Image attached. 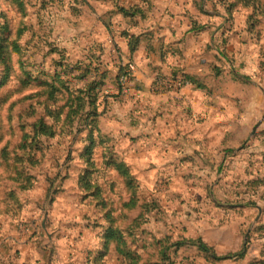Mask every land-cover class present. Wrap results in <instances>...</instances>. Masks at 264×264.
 <instances>
[{
    "label": "rangeland",
    "instance_id": "rangeland-1",
    "mask_svg": "<svg viewBox=\"0 0 264 264\" xmlns=\"http://www.w3.org/2000/svg\"><path fill=\"white\" fill-rule=\"evenodd\" d=\"M235 1L222 5V0H22L23 14L12 0H0V22L8 23L11 43L19 29L25 30L18 42L21 51L10 47L14 71L0 87V264H89L90 252L101 248L102 229L96 224H106L104 212L97 199L86 197L80 180L85 168L80 155L88 132L59 131L53 138L42 137L35 163L16 156L23 153L19 147L24 132L32 130L42 112L35 95L45 88L44 82L54 84L56 73L65 70L62 77L70 88L83 87L93 75L105 76L98 94L99 124L107 134L104 143L114 147L102 143L95 150L98 171L90 181L105 190L102 198L111 204L114 226L126 236L131 230L135 233L128 242L142 254L141 264H264V131L252 133L253 139L238 149L217 151L227 158L205 164L210 173L196 172L195 167L205 165L192 163L187 175L144 174L140 179L139 169L130 164L139 184L137 208L130 205L123 176L105 164L110 151L121 154L124 138L115 134L116 127L124 104L140 100L137 91L154 98L178 92L156 89L161 77L175 76L177 57L189 53L188 59L199 66L209 60V75L222 66L232 67L264 95V27L260 35L247 32L254 8L244 0L236 1L229 21L227 10ZM136 5L146 11L145 17L122 14ZM160 25L166 34H180L174 39L180 41L167 43ZM124 31L145 35L138 53L142 58L148 53L147 61L129 52ZM157 61L166 69L155 65ZM129 64L136 70L123 95L122 75ZM76 65L80 69L71 71ZM3 70L0 62V82ZM74 97L59 91L54 107ZM133 113L134 109L130 123L135 126ZM130 139L135 143V137ZM5 149L9 155L3 154ZM233 155L239 163L248 161L246 179L232 173L237 167L229 163ZM127 217L138 221L129 223ZM243 250V257H230ZM104 261L125 264L113 249Z\"/></svg>",
    "mask_w": 264,
    "mask_h": 264
},
{
    "label": "crops",
    "instance_id": "crops-1",
    "mask_svg": "<svg viewBox=\"0 0 264 264\" xmlns=\"http://www.w3.org/2000/svg\"><path fill=\"white\" fill-rule=\"evenodd\" d=\"M154 5L156 11L157 1H153V9ZM160 28L167 43L180 41L174 40L180 39V34L175 38L171 33L166 34L163 26L160 25ZM151 31L154 32L155 28L152 27ZM137 53L134 54L137 58L147 61L148 53L144 58ZM188 58L191 59L189 53L184 54L183 59L177 57L173 61L177 67L174 71L183 70L198 76L206 84V92L191 85L173 94H156L159 96L156 98L137 91L135 97L140 95V100L136 98L132 106L125 103L121 109L115 133L124 138L119 150L133 168L139 169L137 174L140 179L144 174L148 177L187 175L192 170V163L211 166L223 163L227 157L217 154V151L223 147L238 149L242 143L252 140L253 130L264 116V95L254 89L249 79L236 80L231 73L233 68L227 66H222L219 75L217 72L209 75V60H204V65L199 66ZM155 65L166 69L162 61H157ZM217 65L221 67V64ZM133 109L135 126L130 123ZM263 129L264 121L258 127V133ZM133 137L136 138L135 143H129ZM229 159V163L233 161V165L237 166L232 173L246 179L244 170L248 161L239 163V157L235 155ZM208 165L195 167L196 172L210 173Z\"/></svg>",
    "mask_w": 264,
    "mask_h": 264
},
{
    "label": "trees",
    "instance_id": "trees-1",
    "mask_svg": "<svg viewBox=\"0 0 264 264\" xmlns=\"http://www.w3.org/2000/svg\"><path fill=\"white\" fill-rule=\"evenodd\" d=\"M147 1L150 3V0ZM236 1L235 5L231 4L228 7L227 13L229 15V21H232V17L236 11ZM240 1L241 0H239V2ZM12 2L18 5L20 11L23 12V14L26 13V9L23 8L22 0H12ZM226 2L227 0H222V5H224ZM244 2L248 7L249 4H252L253 2L254 8L247 18V32L260 35L263 30L262 27H264V0H244ZM138 13L142 14L143 17L146 16V11L143 12V10L137 5L132 12L125 10L122 14L126 17H133ZM24 31L25 30L19 29L17 39L11 43V30L9 29L8 23L6 21L0 22V62L4 65V76L0 82V87L8 81L12 72L14 71L12 62L13 53H10V47L12 45L13 52L19 53L21 51V46L18 42ZM121 35L127 39L128 50L132 54H135L139 50L141 42L145 36L143 34H141L143 37L140 35L130 34L127 31L122 32ZM58 65L59 67H63V64ZM75 69H80V66L76 65L72 67L71 71ZM219 71L220 70L217 71V75H219ZM66 72V70L64 72H57L54 84L44 82L43 86H45V88L35 95L36 98H38L37 103L42 106V112L32 124V130L29 132H24L22 142L19 147L23 153L22 155L17 153V159H22L25 162H37L36 157L38 152L41 150L42 137L53 138L59 134V131H63L64 133L68 131L70 134L75 132V135L88 132L86 138L87 144L84 151L80 155L85 165V168L82 170L80 176V180L83 181V187L85 188V190L82 191L85 192L86 197L91 196L93 199H97L96 204L99 208H101V210H103V219L106 222V224H96L102 229L100 234L101 248L97 252H90L89 264H107V262L104 261V258L110 256L112 249L117 253L121 263L124 261L125 264H141L142 254L133 249L132 243L128 242V239H131L135 233L133 230H131L129 236H126L127 234H125L122 229H120L118 226H114L115 216L111 215V204H109L108 200V202L105 201L106 197L102 198V194L105 195V190H100L98 186L95 188V186L90 181L91 175L94 176V174L98 171L96 166V158H94L95 150L102 146V143L105 142L104 138L107 136V134L102 131L101 125L99 124V118L101 114L98 110L97 104L98 94L104 86L105 76L100 77L98 74L93 75V79L89 82H86L83 87L70 88L66 85L62 77V75ZM231 73L236 80H247L246 77L237 73L234 69ZM173 75L180 76L186 86L191 85L194 89H199L205 92L207 90L206 84L203 83L198 76L196 77L194 75L187 74L183 70H178V72H174ZM85 76L86 74L80 78L83 79ZM59 91H67L71 94H74L75 97L71 100L68 99L65 104L61 106L54 107L57 93ZM66 108H69V110L65 111ZM32 114H35V110L32 111ZM106 145L114 147L111 146L110 143L103 144V146ZM3 154L9 155L6 149L3 151ZM105 157V164L112 167L115 171L123 176L125 185L128 189L127 193L130 195V205L132 207L136 206L137 208L139 205V196L138 191L136 192V190H138L139 184L134 177L135 175L133 174L132 166L124 159L121 154L118 156L114 151H110ZM25 183H29V176L25 178ZM26 184H23V189H28L26 188ZM251 185L248 184L247 186L254 189ZM11 196L13 199H16L15 191L11 192ZM48 197H50V203H53L50 190H48ZM15 202L19 205L17 200H15ZM127 220L129 223L138 221L137 218L131 220L130 217H127ZM244 255L245 251L243 250L241 252L231 254L230 257H243Z\"/></svg>",
    "mask_w": 264,
    "mask_h": 264
},
{
    "label": "built area",
    "instance_id": "built-area-1",
    "mask_svg": "<svg viewBox=\"0 0 264 264\" xmlns=\"http://www.w3.org/2000/svg\"><path fill=\"white\" fill-rule=\"evenodd\" d=\"M136 70L134 64H129L128 69L122 75V90L121 93L124 95L129 90L127 85L133 78V74ZM185 87L183 79L180 76H163L161 77L156 85V89L159 92L181 90Z\"/></svg>",
    "mask_w": 264,
    "mask_h": 264
},
{
    "label": "water",
    "instance_id": "water-1",
    "mask_svg": "<svg viewBox=\"0 0 264 264\" xmlns=\"http://www.w3.org/2000/svg\"><path fill=\"white\" fill-rule=\"evenodd\" d=\"M264 121V116L262 118V120L255 126L254 130H253V133H256L258 127L261 125V123Z\"/></svg>",
    "mask_w": 264,
    "mask_h": 264
}]
</instances>
